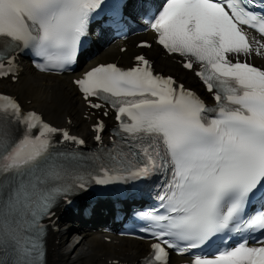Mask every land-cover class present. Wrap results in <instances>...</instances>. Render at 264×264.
<instances>
[{"label": "snow or ice", "instance_id": "6c2138e0", "mask_svg": "<svg viewBox=\"0 0 264 264\" xmlns=\"http://www.w3.org/2000/svg\"><path fill=\"white\" fill-rule=\"evenodd\" d=\"M257 3L264 9V0H163L153 10L152 0H143L156 42L181 58L215 106L173 77L154 74L142 55L134 67L100 64L74 81L92 108L102 107L91 101L96 97L115 109L117 134L140 157L133 163L109 153L100 168L104 176L94 182H111L110 172L131 179L169 176L158 195L163 211L144 214L151 228L142 231L155 242L142 264H167L168 249L211 245L215 252L194 253L191 264H264V240L249 243L255 233L264 235V68L240 59L264 55V43L247 31L264 40ZM102 12L120 26L122 12L113 0H0V76L12 71L21 49L40 58L41 71H63L76 62ZM0 102V264H41L42 218L57 198L87 186L54 164L61 154L49 150L51 136L84 141L36 112H22L9 96L0 95ZM253 200L260 209L251 207Z\"/></svg>", "mask_w": 264, "mask_h": 264}, {"label": "bare ground", "instance_id": "6f19581e", "mask_svg": "<svg viewBox=\"0 0 264 264\" xmlns=\"http://www.w3.org/2000/svg\"><path fill=\"white\" fill-rule=\"evenodd\" d=\"M248 36L264 43L251 31H248ZM144 38L152 42L150 49H138L136 43L139 38L129 37L126 41L112 40L100 46L99 51L87 65L81 67L80 71L70 75L40 73L28 62L23 61L17 81L1 80L0 89H7L16 95L24 107L38 110L48 121L70 128L76 133L92 136L90 126L95 124L96 113L85 105L73 84V79L89 66L112 60L126 65L131 63L139 51H145L155 61L157 71L173 73L188 86L198 88V79L191 71L181 67L177 55L168 54L158 46L151 31L145 33ZM122 46H126V51H120ZM247 58L264 66V55L252 53ZM108 121H111V118H108ZM149 252L148 242L120 237L104 232L99 227L84 228L71 222L60 224L59 229L49 238V264H139ZM174 258L177 262L184 260Z\"/></svg>", "mask_w": 264, "mask_h": 264}]
</instances>
